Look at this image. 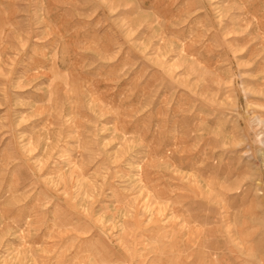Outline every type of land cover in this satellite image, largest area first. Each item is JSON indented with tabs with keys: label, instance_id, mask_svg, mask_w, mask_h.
I'll return each instance as SVG.
<instances>
[{
	"label": "rangeland",
	"instance_id": "obj_1",
	"mask_svg": "<svg viewBox=\"0 0 264 264\" xmlns=\"http://www.w3.org/2000/svg\"><path fill=\"white\" fill-rule=\"evenodd\" d=\"M0 264H264V0H0Z\"/></svg>",
	"mask_w": 264,
	"mask_h": 264
}]
</instances>
